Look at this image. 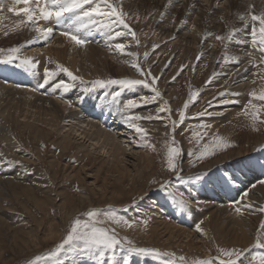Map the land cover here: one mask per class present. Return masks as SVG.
Returning <instances> with one entry per match:
<instances>
[{
    "label": "rangeland",
    "instance_id": "1",
    "mask_svg": "<svg viewBox=\"0 0 264 264\" xmlns=\"http://www.w3.org/2000/svg\"><path fill=\"white\" fill-rule=\"evenodd\" d=\"M9 1L8 6L11 4V0ZM178 1L180 0H142L138 4L137 0H122L123 9L129 13L130 19L128 22L137 33L140 44L137 46L131 37L127 38L128 42L134 47V52L138 54L137 58L142 67L145 70L150 68L152 74L159 77L156 87L162 93L161 100L147 106H142L138 111L143 114L154 113V110L163 101H168V106L172 110L170 113L161 114L165 117L163 120L141 122L142 126L149 130V141L154 145V149L140 146L134 142L133 138L124 135L123 139H127L128 142L125 143L130 146L131 150L124 151V155L121 156L124 174L120 175L119 171L115 168V164L112 165L110 162H107L102 152L98 150L90 151V148L86 149L87 145H84L83 149L80 148L79 145H82L83 142L80 138L77 140V136H75L76 138L73 137L70 149H67L65 152H62L61 147L57 144V139L61 136L53 134L51 137L48 135V138L35 139L25 130H21L20 127H16L17 129L12 131L16 148L0 142V155L6 154L5 159L22 161L20 166L14 164L11 167L0 163L1 182H10L13 185L21 187L14 189L13 187L15 186H12L11 189L8 188L3 193L0 192V220L2 221L0 226L3 228L2 235H0V264H30V262L31 264H43L37 258L47 257L55 245L61 242L62 238L66 235L69 221L77 213H83L91 208L101 209L102 211H115L118 216H123L126 219L139 217L141 221L145 219L148 221L147 224L137 223L132 228L122 225L118 226L105 221L102 226L108 228L114 227L118 236H127L137 246L154 248L160 253V255H145L128 252L126 249L118 247L115 250L117 254L113 264H116L117 261L119 264H124L123 256L125 255L128 257L127 264H164L166 259L173 258L165 256L163 253H174L177 262H179L180 257H184L183 264H192L196 259H206L209 257L213 259V264H219V258L222 257H219L217 249L232 247L248 249L241 258L244 264H247L252 255L264 254V249L254 246L257 229L260 226L261 220H264V214L255 211V209L264 206V200L260 201L257 199L259 202L257 200L253 201L251 209H245L244 205L248 203L245 202V197H242L244 192L249 194L253 185L256 187L261 184L259 181L264 179V149H261L264 141L255 147L252 146L254 145L256 136H264V124H257L254 130L249 118L242 114L245 104L250 99L248 93L253 89L259 90L262 82L254 75L257 69L252 67L249 73L252 79H245V87H238V81L242 79L239 76L248 67L243 66L244 68L242 69V66H237L235 63L231 65L224 64L222 56L225 49L215 39L216 35H226L233 27H242L241 22H238L240 20L239 17L237 16L236 18L238 19L237 24H234L233 17L249 9H254V1L256 0H208L209 3L206 5L207 0H183L181 2L184 3L185 7L181 4L177 5ZM3 3L5 7L0 9V49L20 47L24 44L27 45L29 41H33L27 46L35 51H33L34 54L32 53L31 56L40 62L38 67L34 69L38 75L37 80L39 83H36V86L33 88H38V85L44 82V67L54 68L56 62L61 63L49 55L52 54L53 49L56 47L50 45V43L56 36H59L54 34L57 29L54 28L53 34L46 42L42 39L38 40V34L33 33L32 29L29 32V27H18L19 29L15 30L14 28H17L15 21L23 17L20 16L17 20L11 19L7 22V3L4 0ZM165 4H167V7H165ZM186 6L188 9H186ZM198 9L205 15L199 16L197 14ZM222 11L227 13V19L225 20L227 25L223 19L216 20V18H212L214 15H222ZM161 13H164V16ZM188 15L191 18H193V15L200 17L195 28H188L189 31H197L200 35H193L194 37H191L190 34L182 35L181 32L185 29L187 23L185 18ZM167 19L175 23L174 28L164 26V22L168 21ZM182 20L186 23L181 24L180 21ZM10 22L11 24H9ZM249 22H251V18ZM44 24L48 27L52 23ZM206 33H211L212 35L206 37ZM23 35L25 36L23 37ZM240 35L242 36L243 33ZM100 37H93V41L90 44L101 49L103 46L101 45ZM202 39L205 43H201ZM69 42L71 43V41ZM213 42L217 43V45L212 44ZM47 44L50 49V51H47L49 59L44 60L42 58L44 54L41 53L46 51ZM153 44H157L159 47L153 49ZM238 45L234 42L229 45L230 55L237 56L233 47H237ZM41 47L44 48L42 52H40ZM68 47H76L75 50L73 49L75 54H77L76 51L78 49H80V53H83L82 47L75 46L74 43H71ZM104 48L108 49V47ZM145 52L149 53L146 61L144 57ZM200 53L203 55L201 59L197 60V55ZM67 58L68 56L65 59L66 64L69 63ZM49 61L53 63H49ZM80 63L83 70L86 69V62ZM17 64H19V61L12 64L0 63V65H8L19 69ZM181 65H183V68H181ZM110 66L108 67L107 65L104 68L105 71H102L100 75L96 74L93 77L91 75L89 76L90 78L82 72L79 73L78 67L77 71L70 69L69 66L66 67L73 71L74 74L82 75L86 82L97 78H140L133 68L130 71H126L124 67H118L115 63H112ZM232 66L240 70V75H235L236 73L229 74V69L235 70ZM227 67L230 68L228 69ZM118 68L123 71H119ZM214 73L215 76H213ZM65 77L63 73H59L57 79L67 80ZM173 77L176 78L173 79ZM210 77H213L211 83H206ZM51 83L50 81L44 86L46 89L40 88L37 90L36 88L35 90L37 91H33V88L31 89L25 85L24 81H21L18 87L24 88L22 90L26 93L24 96L31 99L33 96H36L52 98L53 100L57 98L56 101H58L59 98V105H63L62 103L65 99H67L65 104L69 105L68 101L71 100L72 105L81 109L84 117L90 116L91 121L97 124L105 116L122 120L121 115L116 110L118 103L112 102L111 96L107 95L113 91H121L119 86L112 85L107 89H92L90 84L86 83L84 85L77 82V88H72L71 93L69 91V94L65 93L64 96L59 90L52 89ZM226 88L229 89V93L222 98L218 97L217 93L224 91ZM25 89L27 92L24 91ZM190 91L198 92V100L194 104H190L189 109L185 110L186 120L173 132L171 130V122L172 120L179 119L178 110L183 106L185 100L188 99ZM231 93H239L240 95L233 96ZM58 94L59 96H57ZM151 94L149 89L139 86L136 89L121 92L119 100H126L133 95ZM106 95L107 98H105ZM213 97H216V100H213ZM221 99L228 102L220 103ZM209 101H212L211 106L208 104ZM254 103L264 104L261 101H254ZM70 108L68 107L69 110ZM69 110L66 111V114ZM71 110L73 109L71 108ZM205 110L214 113V115H205L203 117L196 115L197 112ZM87 111H90V113L88 114ZM93 116L95 119L92 118ZM5 118L9 122L7 114L0 112V126L6 120ZM201 124H208L211 127L202 129L200 127ZM109 128L112 129L113 127ZM120 130H118L119 133ZM205 131L209 135L204 136L200 143L197 144V139ZM212 134H218L221 138L230 141L231 146L218 149L214 154L197 161L195 167H193L190 163L193 157H190L188 152H199L203 145L210 141ZM173 137L178 142L175 146L182 149V156L178 158V161L184 174L183 177L172 175L166 166L167 142ZM239 149H242L240 156H232L233 159L229 158V154L237 153ZM245 150L247 151L245 152ZM219 160L221 162L216 165L211 163ZM197 172L206 173L207 179L203 176L201 181L188 179L190 173ZM250 172L253 176L260 174L258 175L260 177L249 183L247 180H251L252 176L248 175L246 177L245 175ZM153 181H171L169 184L170 188L172 185H175V189L184 192L185 195L191 193L190 207L183 209L177 207L176 203L168 197L167 192L161 191L158 183H153ZM83 194L85 197H83ZM213 194L220 197L221 200L222 198H225V200L228 198L229 202L225 206L227 214L233 217L239 215L240 218L254 217L257 219L255 221V229L251 235L253 238L249 244L234 246L231 244V246L225 245L224 247L223 245L219 246L215 241H210L211 246L207 247L205 245L203 241L205 235L203 232H197L195 225L203 222V217H198L199 215L197 214L204 212L205 215V213H208L205 211L213 208L212 201L215 199ZM230 194L233 196H228ZM235 195L237 198L234 200L241 201L239 205L242 208L241 214H238L235 211V207L230 203L233 201L232 199ZM79 197L81 198V203ZM197 200L201 201L199 206L196 205ZM38 201L42 202V204H38ZM209 205H211V208ZM74 206L77 209L74 213L69 214L74 209ZM100 219L103 220L104 217L101 216ZM164 225L175 227V229H184L186 232L191 233V235L186 236L185 233L179 234L167 242L169 234L164 232V227H162ZM193 233L196 234L193 236ZM189 241L192 243V248L190 249L186 246V243ZM163 244L167 245V248H162ZM58 259L63 261L64 264H107V256L102 260L96 261L91 256L83 257L78 253L59 255Z\"/></svg>",
    "mask_w": 264,
    "mask_h": 264
},
{
    "label": "snow or ice",
    "instance_id": "2",
    "mask_svg": "<svg viewBox=\"0 0 264 264\" xmlns=\"http://www.w3.org/2000/svg\"><path fill=\"white\" fill-rule=\"evenodd\" d=\"M22 5V6H20ZM5 7L3 0H0V9ZM7 12L13 13L16 16H22V19L16 21V27H29L38 34V38L47 41L54 32L53 27L42 26L40 22H51L55 25H62L63 30L60 35L66 37L69 41L76 46L83 47L92 42L95 34H99L106 47L113 54H122L129 57L125 63L129 64L140 78H108V79H94L85 81L82 76L74 74L73 71L58 62L55 63L54 68L45 66L43 69V83L38 85V88H44L45 84L52 82L51 87L54 90H59L62 93H68L72 88L80 84H90L92 89L100 88L107 89L112 85H117L121 91H113L107 95L111 96L112 102H117V111L121 115L123 123L126 127L133 132V139L138 142L140 146L146 148H153L154 145L150 143L148 137V129L142 126V121L163 120L162 113H170L172 110L168 106V101H163L154 113L143 114L138 110L142 106H147L162 99V93L156 87L159 77L152 74L150 68L145 70L141 63L138 61V54L129 50L130 44L127 40L131 37L132 41L138 46L140 44L137 33L133 30L128 20L130 19L129 13L123 9L122 0H11V4L7 6ZM163 16L164 13H161ZM251 17V24L248 23L245 15L241 14L239 19L244 22L242 27H233L226 35H216L215 39L220 42L225 52L222 56L224 64H234L239 62V57L229 54V45L232 42L241 45H249L251 51L246 55L252 57L248 64L257 69L254 73L260 80L261 86L259 90L253 89L248 93L249 101L245 104L242 114L249 118L252 127L256 128L257 124H264V104H257L254 101L264 102V13L256 15L249 13ZM181 24L186 23L180 21ZM195 28V25H193ZM250 28V31H249ZM243 33L241 36L240 34ZM7 35V33H5ZM206 37H210L211 33H206ZM118 39H123L124 42H117ZM33 41H29L32 43ZM204 40L202 39L201 43ZM20 47H10L8 49H0V63L12 64L19 61L18 67H24L29 71L34 70L39 65V60L32 56H22ZM159 45L153 44V49L158 48ZM202 53L197 55V60L201 59ZM149 56L148 52L144 53L145 61ZM258 57V59H257ZM49 63H53L49 61ZM167 67V65H166ZM183 68V65H181ZM239 69L237 74H239ZM247 71V68L244 69ZM59 73H63L67 80L57 79ZM215 76V73L213 74ZM176 77H173L175 79ZM213 77H210L206 83H211ZM143 86L151 91V95H133L131 98L120 101L119 97L121 92L126 90L136 89ZM35 91V89L33 90ZM229 93V89L218 92V97H224ZM107 95L105 98H107ZM198 92L190 91L189 97L185 100L183 106L178 110V120H172L171 130L174 132L185 120L186 111L189 109L190 104H194L198 100ZM233 96H239V93H231ZM216 100V97H213ZM223 99L220 103H226ZM237 102V101H233ZM71 106L72 102H68ZM208 104L211 106L212 101ZM196 115L203 117L205 115L212 116L214 113L208 111L197 112ZM170 118V117H169ZM202 129L210 128L211 125L201 124ZM209 134L205 131L202 136L197 139V144L203 139L204 136ZM178 142L170 139L167 144L166 151V166L169 172L176 177H183V172L180 168L178 158L182 156V149L175 146ZM231 146V142L221 138L218 134H212L208 143H205L199 152L189 151L188 155L193 157L190 161L193 167L199 160L214 154L215 151L221 148ZM264 149V144L261 145ZM5 155H0V163H4L11 167L12 165H20L22 161L5 159ZM202 176L207 179L206 173H190L188 179L201 181ZM161 191L167 192L168 197L173 200L177 207L188 208L190 207L191 193L185 195L184 192L175 189V185L169 187L171 181L156 182ZM264 183V180L259 181ZM255 187V185H253ZM248 193L244 192L242 197H247ZM201 201L197 200L196 205L199 206ZM238 214L242 213V208L239 206L241 201L230 202ZM245 209H251L252 205H244ZM255 211L264 214V206H260ZM104 219L101 220L100 217ZM105 221H109L115 225H122L132 228L137 223L147 224V219L141 221L139 217L135 219H126L123 216H118L115 211H102L101 209L91 208L83 213H77L70 221L66 230V235L62 238L61 242L55 245L47 257H38V261L43 264H64L63 261L58 259L59 255H67L70 253H78L83 257L91 256L94 260H102L107 256V264H113L116 257V249L118 247L126 249L128 252L138 254H157L160 255L157 249L145 248L137 246L133 240L127 236H118L116 229L103 227ZM197 232H203L202 225L197 223L195 225ZM254 246L264 249V220H261L260 226L257 229V235L254 238ZM247 248H218L219 264H244L241 259ZM165 256L173 257L166 259L164 264H183L185 258L180 257L179 262L175 260L174 253H163ZM127 255L123 256L124 264H127ZM31 264V262H30ZM116 264H119L117 261ZM192 264H213V259L199 258L192 262ZM247 264H264V254L252 255Z\"/></svg>",
    "mask_w": 264,
    "mask_h": 264
},
{
    "label": "bare ground",
    "instance_id": "3",
    "mask_svg": "<svg viewBox=\"0 0 264 264\" xmlns=\"http://www.w3.org/2000/svg\"><path fill=\"white\" fill-rule=\"evenodd\" d=\"M4 1H6L7 6H8L10 1L9 0H4ZM137 1H138V4H140V2H142V0H137ZM181 1H183V0L178 1L177 5L181 4V5H183L185 7L184 3L181 2ZM208 3L209 2L207 0L205 5L208 4ZM254 3H255L254 4V6H255L254 9H249V10L245 11L244 13L237 14L236 16L233 17L234 24H237L238 22H241L242 25L244 24L243 21H240V20L238 21V19H236L237 16L239 17L241 14L245 15L246 18H247L248 23L251 24V22H249V19L251 18L249 13H254L256 15L264 13V0H256V1H254ZM20 6H22V5H20ZM165 7H167V4H165ZM186 9H188L187 6H186ZM173 12H174V9H173ZM222 12H223L222 15H214V16H212V18H216V20L217 19H223L225 24L227 25V23L225 21L227 19V17H226L227 13H225L224 11H222ZM197 14L199 16H204L205 15L204 13H202L201 10H199L197 12ZM7 15H8V18L6 20L7 22H9V20H11V19L17 20V18L20 17V16H16L13 13H7ZM165 16H167V15H165ZM170 17H171V15H170ZM186 17L187 18H185V20H187V23H186L185 29L181 32L182 35L190 34L191 37H194L196 35H200L199 32H197V31H194V30L193 31L192 30L189 31L188 30V28H192L193 25L197 24V22L200 20V17L194 16V15H193V18H191L190 15H188ZM11 22L9 24H11ZM40 23H41L42 26H47L44 23L48 24V23H51V22H44L43 23V21H42ZM0 25H1V23H0ZM212 25H214V23H212ZM229 25H230V23H229ZM164 26L167 27V28H169V27L170 28H174L175 27V23L170 21V20H168V21L164 22ZM50 27L56 28L57 30H56V32H54V34H57L60 37L56 36L53 40L50 39L51 40L50 45H54L56 47H55V49H53L52 54H49V55L53 56L52 58L57 59L58 61L63 63V65L66 64L65 63V59L68 56L67 59L69 60V63H67L66 66H69L70 69L76 70L77 67H78L79 73L82 72L83 74H85L88 77L91 76V75L93 77V75L95 76L96 74L100 75V73H102V71H105L104 68L107 65L109 67L112 63L113 64L115 63L118 67H124L126 71H130V69H132V67L129 66V64L125 63V61L129 59L128 56L122 55V54H118V53L117 54H113L112 52L109 51V48L108 49L104 48L106 46H104L105 42H103L104 40H103L102 37L99 38L101 40V45L103 46V47H101V49L96 48L95 46H93V45H91L89 43V44H87V45L82 47L81 50H83V53L82 52L80 53V49H78L76 51L77 54H75V52H73V49L75 50L76 47H70L69 48L68 46L72 42L70 43L69 40L66 37L60 35V32L63 30V26L62 25H55L54 23H52ZM12 28H13V26H12ZM9 29H10V27H9ZM14 29L16 30V29H19V28L17 27V28H14ZM25 29L28 30L27 28H25ZM216 29H218V28H216ZM30 30L31 29H29V32H30ZM184 31H185V33H184ZM32 32L36 33L34 30ZM16 33H18V32H16ZM24 36L25 35H23V37ZM95 36L99 37L100 35L96 34ZM95 36H93V37H95ZM17 37H18V35H17ZM28 37H29V35H28ZM38 40H39V38H38ZM38 40L36 39V41H38ZM100 40H98V42H100ZM92 41H93V38H92ZM117 42H124V40L123 39H118ZM28 44H29V42L27 43V45ZM36 44L38 45L37 42H36ZM212 44L217 45V43H214V42ZM27 45L24 44L23 47L21 48V53L20 54L22 56H31V54L34 51L33 49H30ZM29 46L31 47V45H29ZM48 46L49 45L47 44V47L45 48L46 51L45 52L43 51L44 53H41V54H44L43 56L41 55L44 60H48L49 59V57H48L49 55H47V51L48 50L50 51V49L48 48ZM133 48L134 47L132 45H130V49L129 50L134 51ZM233 48L235 50V54H237V56L239 57V62L235 63V64L237 66L238 65L242 66L241 67L242 69L244 68L243 66L248 67L247 71H244L242 75L239 74L240 75L239 78H242V79L238 81V87L239 86H244L245 87V84H246L245 79L246 80H251L252 79L250 74H249L251 72L252 66L248 64V61L250 59H252V57L246 55L247 52L251 51V48H250L249 45H241V44H239L237 47H233ZM42 49H44V48L41 47L40 48V52H42ZM243 49H244V53L242 54ZM36 51H37V49H36ZM210 59H212V58H210ZM80 62H83V63L86 62V64H85V68L86 69L83 70L82 64ZM227 68L229 69L230 67H227ZM232 68H235V67L232 66ZM37 70H39V69H37ZM118 70L119 71L120 70L123 71L120 68H118ZM237 70H238L237 67L235 68V70L234 69L233 70L229 69V74L232 75V74L236 73L235 75H237ZM226 71H228V70H226ZM251 75H253V74H251ZM80 76H82V75H80ZM37 78H38V75L36 74L35 70L29 71L28 69H26L24 67H19V69H16V68H14L12 66L0 65V112L7 114V116L9 117L8 118L9 122L5 118L6 120H4V123L1 124V126H0V142L8 144L10 147L16 148V144H15V142L13 140L14 137H13V132L12 131H14L15 129L20 127L21 130H25L26 132H28V134L32 135L35 139L36 138L39 139V138H42V137L48 138L49 137L48 135H50V137H51L53 134H57L58 136H61L62 139H61V137L58 138L57 139V144H58V146L61 147L62 152H65L67 149H70L71 141L73 140V137L76 138L75 136H77L78 138H76V139L78 140L80 138V140L83 142L82 145L81 144L79 145L80 148H82L84 145H87L86 149L90 148V151H97L98 150L99 152H102V154H104L103 157L105 158V160L107 162H110L112 165L115 164V168L117 169V171H119L120 175L124 174V172L122 171V169L124 168V165L122 164L123 160L121 159V156L124 155L123 154L124 151H128V150L131 151V150L129 148L130 146H128L125 143V142H128L127 139H123V138H124V135L128 136L130 138H133V132L126 127V125L123 123L122 120L114 118V117L110 118L108 116H105L104 118H101L99 124H97L96 122H92L91 121L92 119H90V116L88 117V115H87V116L84 117L82 115V111H81L80 108H76L72 104H71V106H69L68 104H65V101L67 99H65V101L62 100L63 101V103H62L63 105H59V102H58V101H60L59 98H58V101H56V99H57L56 97L59 96V94L55 97L56 99L54 98L55 100H53L52 98L51 99L50 98H41V97H36V96H33L32 99L25 97L24 95L26 93H24L22 91L24 88L21 89V87H18V84L21 81H24L25 85H27L28 87H30L32 89L33 87L36 86V83H39ZM65 78L67 79V77H65ZM20 85H22V84H20ZM26 89L24 91L27 92ZM31 89H29V90L32 91ZM39 89L40 88H37V90H39ZM44 89H46V88H44ZM29 90H28V92H30ZM37 90H35V91H37ZM78 91H79V89H78ZM32 93H34V92H32ZM43 93H45V92H43ZM70 93H71V90H70ZM46 94H49V93H46ZM54 94H56V93H54ZM63 94L65 96V93H63ZM63 94H62V96H63ZM43 95H45V94H43ZM52 96H53V94H52ZM68 99L70 100L69 97H68ZM81 103H83V102H81ZM91 106H92V104H91ZM68 107H71L73 110H71V108L69 110ZM68 110H69V112H67V114H66V111H68ZM87 110H90V109H87ZM87 113L89 114L90 111H87ZM92 118H94V116ZM10 123H12V124H10ZM42 127H44V128H42ZM109 127H113V128L110 129ZM119 129H121L120 133L118 132ZM157 129H159V128L157 127ZM263 141H264V136H262V137H257L256 136L254 145H252V146L255 147L256 145H259ZM134 142L136 144H138V142L136 140ZM18 143H19V141H18ZM85 151H88V150H85ZM246 151L247 150H245V152ZM241 152H242V149H239L237 151V153L229 154V158H232V156L233 157L240 156ZM85 153H87V152H85ZM219 162H221V160L214 161V162H211V163H214L216 165ZM18 168H17V170H18ZM203 169H205V168H203ZM4 170H5V168H4ZM14 172H16V171H14ZM29 175H30V173H29ZM248 175L252 176L251 180H247V182H249V183H250V181H252L254 179L256 180L255 177H258V178L260 177V176H258L260 174H258L257 176H253L251 174V172L247 173L245 176L247 177ZM6 176H7V174H6ZM229 177H230V175H229ZM241 179H242V177H241ZM12 186H15V187H13L14 189L21 188V187H18L16 185L11 184L10 182H3V181L1 182V180H0V192L3 193L8 188L11 189ZM231 190L233 191V189H231ZM224 195H226V194L224 193ZM228 196L232 197L233 195L230 194ZM81 197H82V195H81ZM83 197H85L84 194H83ZM213 197L215 198V199H213L214 201H212L213 208H211V205H209L211 209L208 210V211H205V212H208V213H205V215H204V212L197 214V215H199L198 217H203V222L201 224H202L203 233L205 235V238L203 240L205 245L207 247H209L210 241H215L217 244H219V246L223 245L224 247H225V245L226 246H231V244L233 246L234 245H247V244H249L252 241V238H253V237H251V235L253 234V231L255 229V221H257V219H255L254 217H250V218L241 217L240 218L239 215L233 217V216L227 214L226 209H225L226 208L225 207L226 204L229 202L227 200L228 198L226 199L227 200L226 201L225 198H222V200H221L220 197H217L214 194H213ZM236 198H237V196L235 195V197L232 200H234ZM257 199L260 200V201L264 200V183H261V184L257 185L256 187H252L251 192H249L247 197H245V202L248 203V204H251L253 201H255ZM153 200H155V199H153ZM79 201L81 203V198L80 197H79ZM38 204H42V202L38 201ZM214 205H215V207H214ZM209 206H208V208H209ZM76 209H77V207L74 206V209L71 210L69 214L74 213ZM164 210H166V209H164ZM0 223L2 224L1 220H0ZM162 227H164V232H167L169 234V236L167 238V242H169V240L173 239V237L178 236L179 234L185 233L186 236H190L191 235V233L186 232L184 229H175V227H172V226H169V225H164ZM210 230H212V231L210 232ZM2 231H3V228L0 226V235H2ZM174 233H176V234H174ZM194 234H196V233H193L192 235L194 236ZM199 238H200V236H199ZM186 246L188 247V249H190V248H192V243L189 241V242L186 243ZM161 247L162 248H167V245L163 244Z\"/></svg>",
    "mask_w": 264,
    "mask_h": 264
}]
</instances>
